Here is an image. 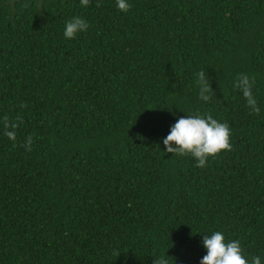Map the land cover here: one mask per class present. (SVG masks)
<instances>
[{"label": "trees", "instance_id": "trees-1", "mask_svg": "<svg viewBox=\"0 0 264 264\" xmlns=\"http://www.w3.org/2000/svg\"><path fill=\"white\" fill-rule=\"evenodd\" d=\"M96 3L0 0V264H199L215 231L264 264V0ZM196 114L232 133L204 168L162 142Z\"/></svg>", "mask_w": 264, "mask_h": 264}, {"label": "clouds", "instance_id": "clouds-1", "mask_svg": "<svg viewBox=\"0 0 264 264\" xmlns=\"http://www.w3.org/2000/svg\"><path fill=\"white\" fill-rule=\"evenodd\" d=\"M91 2L92 0H80V4L85 7ZM116 5L119 11L125 13L131 7L128 0H116ZM23 6L27 8L28 4L25 3ZM96 6H100L99 0H97ZM88 28L89 24L86 20L81 17H73L66 22L63 35L66 39H73L78 33H82ZM196 84L199 99L205 102L212 99L214 92L204 70L196 73ZM254 84V77L241 73L238 74L234 87L242 93L252 112L259 114L260 109L253 95ZM20 107L24 108L27 105L22 103ZM20 123H22L20 117L15 120H10L7 115L3 117L4 135L9 140H16V129ZM231 136L232 133L227 123L217 121L211 114L203 116L196 114L177 119L162 142L167 153L175 156H191L196 160L197 167L204 168L210 158H215L222 151H232ZM31 145L32 138L29 136L23 147L27 151H31ZM13 146L15 147V144ZM202 245L206 249V255L202 257L199 264H261L259 256L249 260L244 254L240 241H226L225 235L220 231H215L210 235L203 234ZM114 254L117 257L120 255L118 251ZM166 257L153 259V264H169L168 258L170 257Z\"/></svg>", "mask_w": 264, "mask_h": 264}]
</instances>
